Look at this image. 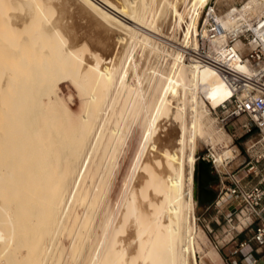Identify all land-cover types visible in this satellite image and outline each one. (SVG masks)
I'll return each instance as SVG.
<instances>
[{
	"label": "bare ground",
	"instance_id": "obj_1",
	"mask_svg": "<svg viewBox=\"0 0 264 264\" xmlns=\"http://www.w3.org/2000/svg\"><path fill=\"white\" fill-rule=\"evenodd\" d=\"M179 3L0 0V264L195 262L194 158L184 190L185 118L190 105L186 97L193 98L198 88L211 91L219 86L224 93L220 105L231 92L212 69L197 66L190 56L186 64L183 54H168L169 73L151 78L148 88L154 97L144 104L142 82L152 54L160 51L146 44L142 66L134 64L133 52L125 51L134 31L146 25L151 4L153 31L170 11L175 29L180 28L184 19L177 10ZM204 4L218 12L228 30L234 26L229 11L237 5L241 15L258 18L264 13V0H204ZM196 35L192 39L187 28L190 50L197 47ZM64 84L77 96L75 111L61 99ZM111 93L114 105L111 102L107 111ZM139 111L144 131L138 181L112 209L105 201L114 169L108 161L115 158L129 121ZM101 112L106 117L96 129L93 151L73 178ZM207 112L201 103L199 136ZM232 149L229 143L216 151L213 158L219 171L224 170L223 162L233 159ZM205 177L198 167L197 184H203ZM198 194L205 197L201 190Z\"/></svg>",
	"mask_w": 264,
	"mask_h": 264
},
{
	"label": "rangeland",
	"instance_id": "obj_2",
	"mask_svg": "<svg viewBox=\"0 0 264 264\" xmlns=\"http://www.w3.org/2000/svg\"><path fill=\"white\" fill-rule=\"evenodd\" d=\"M153 7L154 6L151 4L150 5L151 12L149 14L147 13L145 16L146 25H144L143 28L140 27L138 30L134 31V38L128 42V44L126 45L127 47L125 48V51L133 52L135 56L134 64L137 66H142L144 63L142 57L144 56L145 52L148 51L147 49L148 47L145 46L146 44L152 45L154 48H158V50L160 51V52H156L155 50V52L152 54V59L150 60L149 65L147 66L148 69L146 68L147 73L143 79L141 86L142 92L144 94V99L142 103L144 104L145 103L148 104L149 101L154 97V94L152 95L153 90H150L148 88L149 86L148 83L150 82L151 78L157 79L159 75H164V72L165 75L169 73L170 70L169 67H171L170 65L171 61L170 58L168 57V54L171 56L175 54H179V56H182L183 54V56L185 57V58L182 57L183 60L186 62V64H189V62H187V59L189 58L188 54L190 53V49L192 48L193 45L192 43H189L186 46V44L190 41V39L189 37H185V32L187 28L190 29L192 32V39H193L195 34H197L199 27L201 26L204 16L203 12L205 11L207 5L204 4V0H180V3L177 5V10L182 14L184 19V23L181 24V27L175 29V25L173 23L174 12L170 11L169 15L159 19V27L156 31H153L150 27V21H151L150 14L152 16ZM184 46H186V48ZM143 49H144V53H143ZM140 56L141 59H139ZM193 93H194L193 98L188 96L186 97V99L190 101V105L188 106L189 108L186 111L187 116L185 118L186 120L185 127L187 126L186 127L187 132H185V137L187 136L186 139L188 138V140L185 146V160H184L185 189L184 190L186 193L188 187V179H189L188 173L190 171L189 162L190 159L194 158L196 159L195 164L198 167H200V164H202L210 168L209 173H207L205 168L202 167L206 177H205V181L201 185L203 186L211 177H214L215 181L211 185V188L209 189L217 193L219 179L215 167L212 164L210 158L211 156L214 157L216 151L220 152V149L223 146H227L230 143L231 148H233L232 149L233 159L230 158L231 162L229 164H227L226 161L223 162V166H224L223 171H219L218 169L217 170L222 176L223 173L236 171L238 170V167L240 168V164H242L245 160L243 143L248 137L247 135H245L244 130L240 127V124L244 121V119H237L225 126H223V124L220 123L219 121L220 118L217 117L219 114L213 111L214 106L217 105L223 99L224 96V93L221 91V88L219 86H216L211 91L207 90V88H198L197 90H194ZM112 95L113 93L110 94V97H112ZM68 96H70V98ZM110 97H109L110 103L108 102V100L105 103L104 106L105 112L110 111V107L112 106L111 102H113L114 100V95H113V99ZM61 99L63 103L71 110L75 111L77 109L78 99L73 89L69 85H65V84L61 85ZM70 100H72V102ZM108 103L110 104V106ZM201 103L207 108L208 112L205 118V124H204L205 128L203 130V135L199 136L197 119H198V112L200 110ZM112 104L114 105V102ZM106 108H108L109 110H107ZM105 112H101L100 116L98 115L100 120H97L98 117H96L95 119L97 123L95 121L91 129L93 131L92 134L94 135L92 137V134H89L90 138L88 137L89 141L87 140L86 146L83 150L84 152L82 151V153L78 157V160L80 161L77 160L76 162L77 165L75 164L76 166L74 169L73 178H75L78 175V173L80 172L79 166L82 167L81 165L83 164L82 162L85 160L87 154L93 149V146L91 147L92 140L97 132L96 129L99 128V125L102 121L101 118L105 119L106 117L103 114ZM139 112L136 113L138 114L137 115L138 117L135 115L131 119L132 121H129V125L127 126L129 133L126 128L125 129L126 132H124L125 141L123 137L122 143L121 145H119L120 147L118 146L116 149L117 153H113L112 155V157L115 156V158L114 159L110 158V161H108V163L109 162L111 163L108 164L109 167H112L110 169L113 168L114 169L110 170V172L112 171V173H110L111 175H109L107 185H110L109 184V180H110L111 187L108 186L107 187L108 189L106 188L107 191L105 195V201L108 204L110 203L109 206L111 205L110 207L112 209L114 207L115 208L117 207L122 195L126 193L127 189L132 187L138 181L137 178L139 177V175H137L136 173V166H137V160L142 144L143 131H144L142 126V124L144 125V122L143 123L141 122L143 121V112L142 111L140 112L141 115ZM224 132H226V134L231 138V142L228 136ZM88 145L89 148H87ZM92 151L90 153H92ZM202 158H204L205 160H202ZM207 159L210 160L209 163L206 162ZM192 179H193V170H192L191 181ZM162 180H163L162 176L157 177V181L159 183H162ZM199 187L200 184H198V189H197V201H195V203L193 202L192 219H191V223L195 227L194 228L195 233L193 232L195 262L193 261V259H190V264H226V260L228 259V256L226 255L225 252V246H226L225 242L228 241L229 237L225 238L226 234L223 233V230H225L224 221H223L224 212L217 214V210L215 206L217 203L220 202H222V204H226L230 200V198H227L226 197L227 194L223 193L220 196V198L217 199L216 203H213L207 209L209 204L203 205L202 202L200 201L198 194ZM215 198H216V194H215ZM242 238L243 235H240L236 239L237 240L236 242L238 243L239 241L242 240ZM263 254H264V249H262L261 255ZM236 259L237 261H239L241 259V255H238V257L236 256ZM258 264H264V260L261 259L258 262Z\"/></svg>",
	"mask_w": 264,
	"mask_h": 264
},
{
	"label": "built area",
	"instance_id": "obj_3",
	"mask_svg": "<svg viewBox=\"0 0 264 264\" xmlns=\"http://www.w3.org/2000/svg\"><path fill=\"white\" fill-rule=\"evenodd\" d=\"M240 10L237 5L229 11L234 26L228 30L218 12L208 7L196 35L197 47L188 56L197 66L217 73L231 92L213 109L220 123L225 126L244 119L240 127L248 137L240 168L221 176L213 156L210 160L219 179L216 201L223 193L230 198L226 204H216L217 214L224 212L223 233L229 237L226 255L239 254L245 264H258L253 254L261 255L264 247V13L253 18L241 15ZM240 235L243 239L237 243Z\"/></svg>",
	"mask_w": 264,
	"mask_h": 264
},
{
	"label": "water",
	"instance_id": "obj_4",
	"mask_svg": "<svg viewBox=\"0 0 264 264\" xmlns=\"http://www.w3.org/2000/svg\"><path fill=\"white\" fill-rule=\"evenodd\" d=\"M200 167L201 168L202 167L205 168L206 172L209 173L210 168L205 167L202 164H200ZM197 169H198V166L195 165V173H194V178H195V193H194L195 201H197V189H198V184H197ZM213 179L214 178L211 177L203 186L200 185V187H199V190H201L205 194V197L204 198L203 197H199L200 198V201L202 202L203 205H206L208 203H211L214 200V198H215V192L209 189V183Z\"/></svg>",
	"mask_w": 264,
	"mask_h": 264
},
{
	"label": "crops",
	"instance_id": "obj_5",
	"mask_svg": "<svg viewBox=\"0 0 264 264\" xmlns=\"http://www.w3.org/2000/svg\"><path fill=\"white\" fill-rule=\"evenodd\" d=\"M209 188H211V186H210ZM215 194H216V193H215ZM215 201H216V198H215L211 203H208V204H209L208 206H211L213 203H216ZM215 207H216V206H215ZM204 235H205V233H204ZM205 237H206V235H205ZM242 239H243V238H242ZM262 249H264V247H263ZM238 255H239V254H237L236 256L238 257ZM236 256L234 255V256H232L231 258H228V259L226 260V264H245V263L242 261V259H240L239 261H237ZM253 256H256L259 260H261V259L264 260V254L261 255V256H260V255H257V254H253Z\"/></svg>",
	"mask_w": 264,
	"mask_h": 264
},
{
	"label": "trees",
	"instance_id": "obj_6",
	"mask_svg": "<svg viewBox=\"0 0 264 264\" xmlns=\"http://www.w3.org/2000/svg\"><path fill=\"white\" fill-rule=\"evenodd\" d=\"M205 166V165H204ZM206 167V166H205ZM213 181H215V178L211 181V182H213ZM209 183V187L212 185V183ZM207 205V204H206Z\"/></svg>",
	"mask_w": 264,
	"mask_h": 264
},
{
	"label": "flooded vegetation",
	"instance_id": "obj_7",
	"mask_svg": "<svg viewBox=\"0 0 264 264\" xmlns=\"http://www.w3.org/2000/svg\"><path fill=\"white\" fill-rule=\"evenodd\" d=\"M207 167V166H206ZM214 178V177H213ZM212 184L214 183V181L213 182H211Z\"/></svg>",
	"mask_w": 264,
	"mask_h": 264
}]
</instances>
